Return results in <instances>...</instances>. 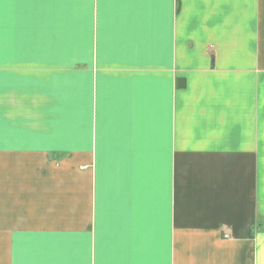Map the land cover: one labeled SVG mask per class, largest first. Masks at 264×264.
I'll use <instances>...</instances> for the list:
<instances>
[{
	"label": "crops",
	"instance_id": "crops-1",
	"mask_svg": "<svg viewBox=\"0 0 264 264\" xmlns=\"http://www.w3.org/2000/svg\"><path fill=\"white\" fill-rule=\"evenodd\" d=\"M0 264H264V0H0Z\"/></svg>",
	"mask_w": 264,
	"mask_h": 264
}]
</instances>
